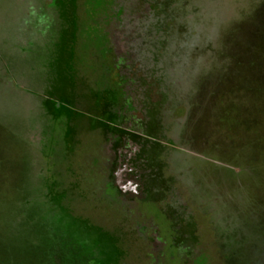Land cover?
Instances as JSON below:
<instances>
[{
    "label": "rangeland",
    "instance_id": "1",
    "mask_svg": "<svg viewBox=\"0 0 264 264\" xmlns=\"http://www.w3.org/2000/svg\"><path fill=\"white\" fill-rule=\"evenodd\" d=\"M123 1L0 0V48L14 71L0 77V264H83L93 233L111 264H163L143 238L169 245L167 217L181 239L172 264H264V0H135L154 13L144 31L149 21ZM127 27L126 41L136 43L128 61L115 42ZM116 48L118 68L95 58ZM121 68L174 76L198 93L190 121L172 126L176 144L168 101L150 106L149 163L137 173L152 197L174 204H123L109 194L106 127L97 120L112 115L110 97L123 102L132 92L124 72L107 80L122 89L113 94L96 80ZM150 81L155 98L170 85ZM60 107L67 115L50 137ZM151 219L157 234L138 231Z\"/></svg>",
    "mask_w": 264,
    "mask_h": 264
},
{
    "label": "flooded vegetation",
    "instance_id": "2",
    "mask_svg": "<svg viewBox=\"0 0 264 264\" xmlns=\"http://www.w3.org/2000/svg\"><path fill=\"white\" fill-rule=\"evenodd\" d=\"M126 2L127 4L134 6V15L137 16V18H139V16H145L149 23L146 22L144 26L141 24V27L143 31L145 29L149 30L154 21V13L151 11L152 8L150 6H145L144 10L141 12L137 8L135 0H124L123 3H125V7H127ZM136 22L138 23L139 21L136 20ZM129 29L130 28L127 27L117 30V37H124L123 40H120L124 41L123 44L120 43L119 39L115 40L116 44H119L121 48H124V54H122V56L124 59H126V61L133 60L135 57L133 53L128 52V48L132 47L133 44H136L130 43V39L126 41V39L130 36ZM119 49L120 48H116L114 50L115 53L112 55L95 56V58L97 59L98 57L100 63L104 59V63H108L111 67L118 68L116 62L120 56V54L118 55ZM106 68L109 67L106 65ZM121 69L122 70L117 71H112L109 69L102 71L99 79L96 80L104 83L102 88H100L101 92H109L110 94H113V91L116 92V90L118 91V89H121V87L116 89L113 88L112 91V89L107 86V80L111 77V74L114 75L118 72L123 74L124 72L127 78L126 82L131 88L128 89L132 92L129 97L127 96L128 98L125 97L123 102H116L110 97L109 102H104V111H110L112 115L107 116L104 113L106 118L97 120L101 127H106V130L102 129L104 132L102 144L106 150L104 153L105 157L103 158L105 164L103 167L105 172L104 181H106V178H110L109 194L116 202L130 205L137 204L139 206L143 202H167L165 198L159 201L158 199L152 197L150 194V189L148 188L147 184L144 183V179H142L137 173L140 171H145V169L148 168L147 164L149 163L147 146L149 143V136L146 132V128L155 122V117H152L154 115L150 112V106L154 105V100L163 99L168 101L169 106L166 108L167 113H163V115L167 117L170 116L171 127L173 125L174 127L179 125L183 126L184 123L187 124L191 119V110L194 102L193 98L197 97L198 93L192 97L190 91L188 92L187 89L182 87L180 84L176 85L174 83V76H166L160 73L153 74V72L147 71L142 73L141 76H138V73L134 71L123 70V68ZM135 74H137V76ZM151 79L153 82L159 81L163 83L168 81L170 83V85H167L165 88H163V90L161 88L158 98L151 96L152 94L147 92V85L151 83ZM139 112L142 113L143 116L145 114L147 118L141 119L142 116L138 114ZM144 124H146V126H144ZM120 126L123 127L121 129H124L123 131L121 130V132L117 129ZM173 129L174 128L172 127L171 132H173ZM168 136L173 139V142L175 141V144L178 143L179 140L177 138L180 136L179 133L173 132V134L171 133V135ZM156 190L161 191L159 186L158 189L156 187ZM160 195H162L161 192ZM167 204L174 203L169 201ZM178 205V207H182L183 204ZM162 209L163 208L161 207L160 210L162 211ZM170 209L172 211L177 210V206H173ZM192 209L193 208H190L189 210ZM167 222L169 223L168 233L169 236H171V239L168 242L169 245H166V242L163 243L159 238L156 239L158 240L157 242H159L157 243L159 246L157 244L155 245V248L158 249H155L152 244L150 245V242L153 240V235L148 234L144 236L143 240L149 242V252L153 254L155 253L154 255L158 256L157 258H163V264H172L176 257V253L179 254L178 252L179 248H181V239L178 237V226L175 225L177 223L175 222L174 218L167 217ZM155 223L157 222L152 219L139 222L138 231H150L157 234L158 227H155ZM99 240L101 239L98 233H93L90 241L88 242V245L90 246L89 254L87 257H84V259H81L79 263L111 264V261L114 262V258L106 256L108 250L102 249L103 243H101ZM174 250L176 253L172 252ZM163 251H165V254H163ZM94 252H96V256H93Z\"/></svg>",
    "mask_w": 264,
    "mask_h": 264
},
{
    "label": "trees",
    "instance_id": "3",
    "mask_svg": "<svg viewBox=\"0 0 264 264\" xmlns=\"http://www.w3.org/2000/svg\"><path fill=\"white\" fill-rule=\"evenodd\" d=\"M0 77H4L5 80H7V79L10 80V79H13V77H14V71L8 67L7 61H5V59L3 57L1 48H0ZM66 106L67 105H63V107H66ZM66 115H67V111H66V109H64L62 107H60L59 109H56L54 111V114H53V118H54L53 120L54 121L50 122V125L48 124V129L46 131L49 136L51 135V133L54 130L55 126L58 125L60 121H62L61 118L66 117ZM44 141H46V140H44ZM35 151H37V154L40 157V159L43 158L42 160H44L45 167H46L47 163H46V160L44 158V157H46L48 155V153L46 152V149L41 146ZM35 151H34V153H35ZM47 166H48V164H47ZM47 191H49V189H47ZM50 193L53 195V193H54L53 188L50 190Z\"/></svg>",
    "mask_w": 264,
    "mask_h": 264
}]
</instances>
